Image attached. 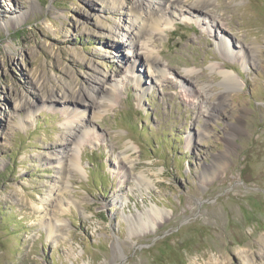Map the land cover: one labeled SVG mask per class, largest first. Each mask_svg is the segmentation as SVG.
Instances as JSON below:
<instances>
[{
  "label": "rangeland",
  "instance_id": "1",
  "mask_svg": "<svg viewBox=\"0 0 264 264\" xmlns=\"http://www.w3.org/2000/svg\"><path fill=\"white\" fill-rule=\"evenodd\" d=\"M199 1L151 73L137 0L0 3V264H264V0Z\"/></svg>",
  "mask_w": 264,
  "mask_h": 264
},
{
  "label": "bare ground",
  "instance_id": "2",
  "mask_svg": "<svg viewBox=\"0 0 264 264\" xmlns=\"http://www.w3.org/2000/svg\"><path fill=\"white\" fill-rule=\"evenodd\" d=\"M3 0H0V3ZM92 1V0H91ZM193 2V1H189V0H137V2L133 5H130V7L128 8L130 15H131V22L132 23H136L137 24V32L140 34V36H143V40H142V45L141 47L138 49V51L133 55L135 62L137 61H142L146 64L147 68H148V72H159V68H158V63H157V52H155V50L152 47V42H153V38L154 35H159L161 31H163V28H161L160 25V20L162 19V17H166L167 21L165 22V25L168 24V21L170 19L173 18V15L175 13V5L177 2H181V3H187L190 10L192 11H199V12H206L204 9V7L201 5L199 6L200 1ZM199 3V4H198ZM166 4V6H165ZM163 5L166 7V10L163 8ZM188 15H192V13H190L188 11ZM122 32L124 34V36H129L131 37V39L134 38V41L136 42V38L134 37V34L132 31H130V27L128 28H122ZM133 34V36H132ZM228 44L229 41H220V47L223 49H227L228 48ZM219 73L223 76V79L226 82H230V81H235V77L234 75L228 71V70H219ZM148 76H150L148 74ZM151 77V76H150ZM155 77V76H154ZM153 78V76L151 77ZM154 80V78H153ZM73 81L75 82V80L73 79ZM137 81L139 84H142V77L138 76L137 77ZM239 84V82L237 83ZM113 85L110 87H103L101 88H96L95 86L92 87V89H88L86 91H83V93L81 94V92H77L76 95L73 93L71 87H70V95L67 97V100H65L66 104H69V106H67V108H65L66 112H67V122L70 125H77V122H83V115L85 114V112L91 107L94 108L95 105H97L96 98H106L108 100H113V96H114V92H113ZM98 89L101 93V95L103 96H98ZM201 92V91H200ZM205 95V94H203ZM84 96H87V100L84 99ZM98 96V97H97ZM105 96V97H104ZM81 104L82 107L79 105ZM71 106V107H70ZM82 109V110H80ZM94 114H97L98 116V112H95ZM95 115V117H97ZM77 121V122H76ZM81 125V124H80ZM79 131L81 134H78L77 136H73L74 140L72 141L73 144H77L76 142L78 141L77 139H79V137H81L80 135H82L85 132V129H83V127L79 128ZM72 134V133H71ZM69 144H71V142H69ZM69 146V145H67ZM71 159L68 160V162H70L72 164V166H76V160L74 155H71ZM61 163V168L64 165ZM141 177H139V183L141 181H143L145 179V177L143 175H140ZM154 213H156L158 215V213H160L157 210L153 211Z\"/></svg>",
  "mask_w": 264,
  "mask_h": 264
}]
</instances>
